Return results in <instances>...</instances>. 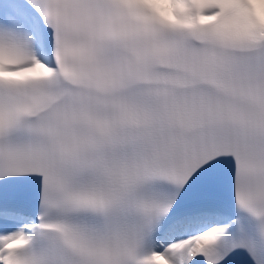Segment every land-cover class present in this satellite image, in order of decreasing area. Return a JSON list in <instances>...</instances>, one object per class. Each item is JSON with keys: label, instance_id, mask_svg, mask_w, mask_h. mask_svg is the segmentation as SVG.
I'll list each match as a JSON object with an SVG mask.
<instances>
[{"label": "snow or ice", "instance_id": "obj_1", "mask_svg": "<svg viewBox=\"0 0 264 264\" xmlns=\"http://www.w3.org/2000/svg\"><path fill=\"white\" fill-rule=\"evenodd\" d=\"M0 264H264V0H0Z\"/></svg>", "mask_w": 264, "mask_h": 264}]
</instances>
